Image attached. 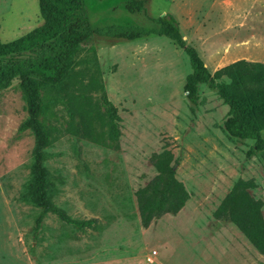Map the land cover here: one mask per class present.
<instances>
[{"label":"rangeland","instance_id":"rangeland-1","mask_svg":"<svg viewBox=\"0 0 264 264\" xmlns=\"http://www.w3.org/2000/svg\"><path fill=\"white\" fill-rule=\"evenodd\" d=\"M124 1L82 0L93 27L150 29L151 18L173 15L210 72L232 59L251 58L255 42L264 39V27L257 29L264 25V0H145L141 12H128ZM229 10L234 16L225 24L221 15ZM257 12L263 16L250 15L245 26L238 22V14ZM194 18L205 33H192ZM40 22L37 0H0V42ZM190 70L184 51L164 36L94 35L75 55L62 81L66 89H42L48 104L42 121L50 135L44 164L56 188L51 200L71 218L95 220L83 229L49 212L35 227L39 208L19 197L29 177L33 137L17 131L26 115L17 79L0 89V264H264L230 221L212 216L231 184L243 178L252 180L248 192L261 200L264 220V150L246 157L253 140L225 136L227 106L205 85H198L199 101L190 105L182 91ZM102 91L119 116L116 141L108 138L106 119L94 112ZM67 101L88 117L90 138L76 133ZM163 147L173 154L175 178L188 199L177 213L142 227L134 192L155 174L149 156Z\"/></svg>","mask_w":264,"mask_h":264},{"label":"trees","instance_id":"trees-1","mask_svg":"<svg viewBox=\"0 0 264 264\" xmlns=\"http://www.w3.org/2000/svg\"><path fill=\"white\" fill-rule=\"evenodd\" d=\"M144 3L145 0H125L124 8L128 12H141L145 10ZM37 7L41 18L39 25L13 40L0 42V89L6 88L12 79H17L26 114L17 131L28 130L33 137L29 177L19 197L39 208L35 227L47 212L78 229L92 227L95 221L93 218H71L52 202L51 195L56 188L44 164L50 135L42 121L48 110L42 89L52 85L66 89L62 81L70 72L75 55L94 35L134 40L153 34L171 40L188 58L191 70L184 77L182 91L190 105L198 103L197 87L204 84L227 106L221 126L225 136L231 140H253L245 151L246 157L264 150V138L261 136L264 131V62L237 59L210 72L196 49L186 43L176 19L169 13L151 18L155 27L150 29L119 24L93 27L82 0H37ZM222 77L227 81L221 80ZM98 105L102 111L97 107L94 112L106 119L108 138L116 141L119 116L104 91L100 93ZM66 110L71 120L77 118L76 133L90 138V124L84 112L71 101H67ZM149 160L155 174L134 192L142 227H147L153 218L177 213L188 199L183 184L175 178L174 157L170 149L163 147L159 152H152ZM252 186L251 179L237 178L212 216L217 220L230 221L264 257L262 202L249 194L248 189Z\"/></svg>","mask_w":264,"mask_h":264},{"label":"crops","instance_id":"crops-1","mask_svg":"<svg viewBox=\"0 0 264 264\" xmlns=\"http://www.w3.org/2000/svg\"><path fill=\"white\" fill-rule=\"evenodd\" d=\"M250 15H252V18L254 17V20H256L257 19V17L258 18H261L263 15H262V13L261 12H257V14H238V22H240V20H241V22H242V26H245V24H246V22H247V20H248V17L250 16ZM258 15V16H257ZM222 17H224V21H225V24H227V23H229L230 22V17H233L234 16V14H231V12H230V10L228 11V12H225L224 14H222L221 15ZM207 15L205 14V15H203V19L204 20H206L207 18ZM227 17V18H226ZM226 18V19H225ZM230 24H231V22H230ZM230 24H228L229 26H230ZM241 26V27H242ZM264 27V25H261V23L259 24V25H257V29H258V32H261V31H263V28ZM243 29V28H242ZM196 31H198L199 33H205L206 32V27L203 25V24H201V23H198L197 21H196V19L194 18V31L192 32V33H195ZM183 37V36H182ZM183 38H187V35H185ZM204 39H205V37H203ZM251 40V39H250ZM257 40V39H256ZM255 40V41H256ZM246 41H247V39H246ZM259 41V43L258 42H255L256 44H255V46H254V55H253V53L252 54H250V57L251 58H244V59H248V60H250V61H253V62H264V39H259L258 40ZM258 43V44H257ZM189 44H193L194 46V48L197 50V47L195 46V44H194V41H192L191 43H189ZM198 53V52H197ZM225 57V56H224ZM227 58H228V56H227ZM234 60H237V58H235V59H232V60H230V61H228V62H226V63H224V64H228V63H230V62H232V61H234ZM204 63V62H203ZM204 65H205V63H204ZM198 85H204V84H198ZM183 208V207H182ZM181 208V209H182ZM180 209V210H181ZM179 210V211H180Z\"/></svg>","mask_w":264,"mask_h":264}]
</instances>
